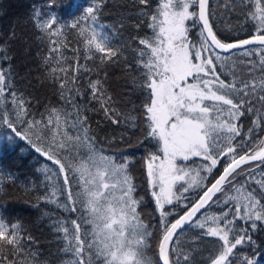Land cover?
Masks as SVG:
<instances>
[{
  "label": "trees",
  "instance_id": "obj_1",
  "mask_svg": "<svg viewBox=\"0 0 264 264\" xmlns=\"http://www.w3.org/2000/svg\"><path fill=\"white\" fill-rule=\"evenodd\" d=\"M164 0H149L147 6L140 5L138 0H0V69L8 75L5 96L0 98V214L7 221L18 222L22 226L21 235L23 251L19 254H8V260L15 264H76L79 259L69 249V241L74 234L76 221L81 225L79 235L87 243L93 241V225L87 222L88 213L81 205L79 193L82 192V182L75 167L86 159L88 151L79 146L72 151L62 153L68 170L69 184L63 183V173H58V165L49 161L34 145L41 148L47 146L51 139L52 126L43 129V140H37L32 132L27 131V124L16 118V106L10 94L24 98L29 121L47 120L50 109L57 108L68 114L67 128L69 135L79 133V126L73 128L76 120V109L86 117L89 135L94 136V144L98 152L111 156L117 163L127 162V173L134 186L133 196L140 201L137 211L142 222L148 226L152 234L151 247L145 250L147 259L153 264H161L158 256L157 239L162 235L166 224L174 222L189 210L203 189L190 188L183 192L185 181H178L173 189L180 200L173 199L172 204H165L166 219L161 217L153 191H159V181L154 188L147 173V163L151 155L159 157L154 164L165 159L163 143L151 137L148 132L149 121L145 113V102L148 91L141 87L146 71L140 64L138 49H145L139 44V39L154 36L150 15L158 14ZM89 6H99L98 30L113 37L112 46L119 49L120 55L116 62L101 63L100 53L89 52L86 39L79 34L78 29L68 27L79 20ZM250 5L248 0H210L209 15L217 35L225 42H235L238 39L251 38L255 34V22L247 16ZM33 9L48 17L55 16L58 23L53 29L64 25L63 35L51 39H59L65 46L60 52L49 53L53 45L49 36L44 34L33 21ZM189 11H199L197 3H193ZM45 17V18H48ZM123 27H120V24ZM200 22L192 19L186 21L189 28L188 40L196 43L200 39ZM89 22V27H91ZM102 26V27H101ZM252 45L241 50H235L222 56L229 57L227 61H216L217 73L220 79L227 83H236L241 88L242 81L257 84L256 94L243 99H250L252 111L248 104L244 105V115L236 121L241 128V135L235 137L233 145L237 152L254 150L260 140H264V120L258 121V116H264V104L256 99L259 91V80L264 73L259 68L261 53L242 55V52L259 48ZM94 52V50H93ZM66 59L57 65L58 56ZM92 55L93 58L88 59ZM147 57L145 56V59ZM251 62V63H250ZM223 65V66H220ZM52 67L67 69L68 83L61 95L60 83H63L64 73L59 70L53 74ZM73 77L75 79L73 80ZM100 80L107 97L111 101L101 107V101L93 98L91 82ZM192 80L189 78V83ZM72 89V91H69ZM240 98V97H238ZM211 104L212 102L206 101ZM226 107V106H225ZM108 108L109 115H105ZM115 109L113 113L111 110ZM215 115V113H214ZM15 122L17 131L25 132V136H17L12 128L4 122V117ZM111 116V118H109ZM224 119L228 117L222 114ZM113 120L117 121L116 123ZM251 129V133L249 130ZM63 130V129H62ZM251 135V139H250ZM221 134L220 143H225ZM243 138V148L240 141ZM228 157L220 158L211 174L201 171V176H207L205 184L210 187L214 179L222 174ZM178 167L190 170H200L210 161L202 157L191 156L188 160L177 158ZM243 173L235 177L233 184L225 185L226 192L219 193L193 223L182 229L171 246L173 264H211L218 255L222 241L218 237L207 235V228L215 226L213 218H220L219 224L226 225L227 219L233 220L230 227V240L246 235L251 240H245L233 249L230 261L234 264H245V258L255 260L256 264H264V221L241 219L236 214L238 200L230 197L238 195L236 189L244 185L259 198L264 189L257 181L264 180V164L261 162L247 164L242 167ZM239 171V169H238ZM188 177L185 178L187 180ZM71 191L75 200V211L69 207L72 201L68 199ZM55 193V195H53ZM264 204V200L261 201ZM187 206V207H186ZM227 214V219L224 218ZM205 223V228L198 227ZM67 227V238L60 231ZM31 237V239H29ZM73 244L75 241H72ZM65 249H69L65 251ZM93 247L90 264H100V259L94 255ZM189 257L188 261L184 256ZM84 260L89 261V252L85 247ZM0 264H6L0 256Z\"/></svg>",
  "mask_w": 264,
  "mask_h": 264
},
{
  "label": "snow or ice",
  "instance_id": "obj_2",
  "mask_svg": "<svg viewBox=\"0 0 264 264\" xmlns=\"http://www.w3.org/2000/svg\"><path fill=\"white\" fill-rule=\"evenodd\" d=\"M138 2L140 5L147 6L149 0H138ZM193 3L198 4V12L189 11ZM248 4L250 7L247 16L255 22V34L251 38L238 39L235 42H225L220 39L217 30H214L213 23L210 22L208 0H164L158 14L150 15L152 23L149 27L153 29L154 36L151 39L147 37L139 39V44L144 45L148 50L146 52L145 49H138L140 64L146 70L141 87L148 91V99L144 105L149 121L148 134L163 143L162 151L165 157L157 165L154 161L159 157L151 155L147 163V173L152 186L155 188L159 181V191H153L152 195L155 197L161 217L166 219L168 215L164 210L165 204H172L174 198L177 201L180 200V196L173 191L178 181H185L187 185L181 186L183 192L193 187L203 189L202 195L192 204L190 210L174 222L166 224L162 235L156 238L158 256L163 264H173L171 246L172 238L177 230L183 229L186 224L193 223L196 213L217 193L226 192L225 185L233 184L235 177L243 173L241 165L248 164L249 161H260L264 164V140H260L256 148L250 152H237V147L233 145L235 137L241 135V128L236 121L244 115L242 108L248 104L247 110L252 111L251 100L242 97L256 94V82L242 81L243 86L238 88L236 83H227L220 79L216 71L218 67L216 61L229 59L217 50L231 52L244 49L248 45H259L261 47L241 54L261 53L258 64L261 72L264 73V0H248ZM99 11V6H89L85 14L68 27L78 29L79 34L85 37L89 52L93 55L94 53L102 54L99 57L101 63L109 61L115 63L120 52L118 48L112 46L113 37L98 30ZM45 17H48V14H41L33 9V21L44 34L49 36V42L53 45L49 57H46L48 60L52 52H60V49L65 46L59 39H51L63 35L64 25L53 29V25L58 23L57 17ZM190 19L194 21V24L202 22L200 39L196 43L188 40L189 28L186 26V21ZM120 27H123L122 23ZM91 58H93L92 55H89L88 59ZM63 59L66 58L62 55L58 56L57 65ZM58 70L64 73L62 77L64 82L60 83L63 96V89L68 83L67 69L51 68L53 74ZM189 78L192 80L191 83ZM7 80L8 75L0 69V98L5 96V89L9 87ZM91 89L93 98L101 101V107L111 101V97L106 96L100 80L91 82ZM259 91L264 93V75L259 80ZM10 94L16 106L17 120L27 124V131L32 132L37 140H43L42 130L49 125L52 126L51 139L47 142V146L41 148L34 145V147L37 152H41L49 161L59 166L57 171L64 174L65 185L69 184L67 173L70 169H67L66 163L62 162L64 159L62 153L66 150L72 151L79 146L85 147L88 151L86 159L80 163L79 167H75V172L79 174L82 182V192L79 196L82 207L88 213L87 222L93 225V241L86 245L79 235L81 225L72 221L74 234L69 241V249L79 257L76 264H86L83 258L85 247L89 252L88 264L93 254L91 251L93 247L96 249L94 255L100 259V264H153L152 260L145 256V250L151 247L152 234L137 211L140 201L133 196L134 186L127 173V162L117 163L113 157L96 150L95 138L89 135V128L86 125L87 118L80 115L78 108L76 120L71 127L79 126L80 134L69 135L67 128L64 127L68 125L67 113L61 109L52 108L47 120L29 121L24 119L28 115L24 98H18L14 91ZM256 99L264 104V94L256 95ZM206 101L212 103L207 104ZM111 111L114 113L115 109ZM222 114L228 118L224 119ZM105 115H109L108 108H105ZM262 120L264 116L257 117L258 126H260L259 121ZM4 122L16 132L17 136L27 138L25 132L16 130L15 122L9 120L7 116L4 117ZM113 122L117 121L113 120ZM222 133L225 143L219 142ZM240 147L243 148V138H241ZM191 156L202 157L203 160L210 161V164L195 170L194 174L190 170L177 166V158L188 160ZM223 156L228 157V160L222 174L214 179L209 187L205 184L207 176H201V171L211 174ZM186 177H188L187 180H185ZM257 183L264 189V180ZM236 191L238 195L230 197L239 201L236 214L240 215L243 209L244 215L240 218L251 220V226L255 228L256 221H264V204L261 203L264 200V192L257 198V195L247 190L244 185L238 187ZM68 199L72 201V204L64 206L75 211V200L70 190ZM224 218L227 219V214ZM219 219L213 218L215 226H209L206 233L222 241L218 255L212 259L211 264H234L229 259L233 249L243 244L246 239L250 241L251 237L241 235L230 240L229 226L233 224V220L227 219V224L222 226L218 222ZM198 227L205 228V223H199ZM59 230L63 231L67 238L69 229L62 227ZM21 233L20 223L7 221L0 214V256L6 264H15V261L8 260L9 253L19 254L23 251L24 237ZM72 241L75 243L73 244ZM184 260L188 261L189 257L185 255ZM245 264H256V261L245 258Z\"/></svg>",
  "mask_w": 264,
  "mask_h": 264
},
{
  "label": "water",
  "instance_id": "obj_3",
  "mask_svg": "<svg viewBox=\"0 0 264 264\" xmlns=\"http://www.w3.org/2000/svg\"><path fill=\"white\" fill-rule=\"evenodd\" d=\"M208 6H209V0H208ZM200 23H202V22H200ZM248 46H252V45H248ZM248 46H245V47H248ZM218 51H220V52H223V51H221V50H218ZM223 53H229V52H223ZM253 162H257V161H249V163L248 164H250V163H253ZM243 165H246V164H243ZM243 165H241V166H243ZM217 195V194H216ZM215 197V196H214ZM213 197V198H214ZM213 198H212V200H213ZM211 200V201H212ZM211 201H209L206 205H205V207H203V208H201L200 209V211L198 212V213H196V215L193 217V220H195L204 210H205V208L210 204V202ZM190 210V209H189ZM189 224H186L185 226H184V228H186L187 226H188ZM183 228V229H184ZM182 229H178L177 230V233L173 236V240H174V238L177 236V234L181 231ZM160 259V263L161 264H163V261H162V259L161 258H159Z\"/></svg>",
  "mask_w": 264,
  "mask_h": 264
}]
</instances>
